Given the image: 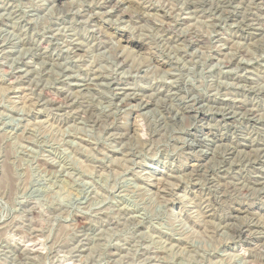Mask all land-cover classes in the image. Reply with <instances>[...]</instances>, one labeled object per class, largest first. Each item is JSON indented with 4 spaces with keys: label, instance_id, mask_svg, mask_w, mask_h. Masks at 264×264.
Returning <instances> with one entry per match:
<instances>
[{
    "label": "rangeland",
    "instance_id": "rangeland-1",
    "mask_svg": "<svg viewBox=\"0 0 264 264\" xmlns=\"http://www.w3.org/2000/svg\"><path fill=\"white\" fill-rule=\"evenodd\" d=\"M262 182L264 0H0V264H264Z\"/></svg>",
    "mask_w": 264,
    "mask_h": 264
},
{
    "label": "bare ground",
    "instance_id": "bare-ground-1",
    "mask_svg": "<svg viewBox=\"0 0 264 264\" xmlns=\"http://www.w3.org/2000/svg\"><path fill=\"white\" fill-rule=\"evenodd\" d=\"M120 1H121V0H120ZM122 1H123V0H122ZM126 1H127V0H126ZM128 1H129V0H128ZM105 3H106V2H105ZM111 3H113V1H112ZM124 3H125V1H124ZM115 4H116V3H115ZM132 4H133V3H132ZM118 5H119V3H118ZM118 5H116V6H118ZM122 6H124V5H122ZM138 6H139V5H138ZM118 8H119V7H118ZM122 10H123V9H122ZM132 14H133V13H132ZM132 16H133V15H132ZM127 41H128V40H127ZM121 46H122V45H121ZM127 47H128V46H127ZM147 52H149V50H147ZM147 52H146V53H147ZM146 53H143V55H144V54L146 55ZM149 53H150V52H149ZM152 53H153V51H152ZM140 55H141V54H140ZM149 58H150V55H149ZM156 58H157V57H156ZM149 61H150V60H149ZM149 61H148V63H149ZM153 61H154V60H153ZM159 62L161 63V61H159ZM158 64H159V63H158ZM145 66H146V65H145ZM142 67H143V66H142ZM142 67H141V69H142ZM22 80H23V79H22ZM58 92H59V91H58ZM136 93H137V92H136ZM65 94H66V93H65ZM72 100H73V99H72ZM66 101H67V100H66ZM144 101H145V100H144ZM78 102H79V101H78ZM73 103H75V102H73ZM144 103H145V102H144ZM76 104H77V103H76ZM239 105H240V104H239ZM70 106H71V105H70ZM190 107H191V106H190ZM61 108H62V107H61ZM201 108H202V107H201ZM90 109H91V108H90ZM245 109H246V108H245ZM66 110H67V109H66ZM187 110H188V109H187ZM73 111H75V110H73ZM91 112H92V111H91ZM223 112H224V111H223ZM73 113H74V112H73ZM88 113L91 114L90 111H89ZM196 114H197V113H196ZM238 116H239V115H238ZM249 118H251V117H249ZM136 119H137V118H136ZM132 124H133V123H132ZM133 127H134V126H133ZM137 127H138V126H137ZM137 129H138V128H137ZM137 129H136V130H137ZM132 130H133V129H132ZM138 131H139V130H138ZM136 133H139V132L136 131ZM135 135H136V134H135ZM140 135H141V134H140ZM141 136H142V135H141ZM258 147H259V146H258ZM250 151H251V150H250ZM251 152H252V151H251ZM230 153H231V152H230ZM228 155H229V154H228ZM248 158H249V157H248ZM208 159H209V158H208ZM256 159H257V158H256ZM198 165H199V164H198ZM201 165H202V164H201ZM206 165H207V164H206ZM199 167H202V166H199ZM204 167H205V166H204ZM191 168H192V167H191ZM195 168H196V167H194V169H195ZM191 171H192V170H191ZM191 171H190V172H191ZM195 171H196V170H195ZM199 171H200V170H199ZM204 171H205V170H204ZM198 173H199V172H198ZM192 175H193V174H192ZM195 175H196V174H195ZM198 175H199V174H198ZM194 177H195V176H194ZM224 177H225V176H224ZM255 177H256V176H255ZM192 178H193V177H192ZM222 178H223V177H222ZM214 179H215V178H214ZM216 179H217V178H216ZM248 179H249V178H248ZM261 179H262V178H261ZM262 180H263V179H262ZM214 181H215V180H214ZM223 181H225V179H223ZM237 181H238V180H237ZM247 181H248V180H247ZM255 181H256V180H255ZM257 181H259V180H257ZM257 181H256V182H257ZM221 182H222V181H221ZM231 182H232V181H231ZM231 182H226V183L228 184V183H231ZM248 182H249V181H248ZM248 182H247V183H248ZM253 182H254V181H253ZM259 182H260V181H259ZM259 182H258V183H259ZM215 183H216V182H215ZM218 183H219V182H218ZM235 183L237 184V182H235ZM260 183H261V182H260ZM263 183H264V182H262V185H263ZM222 184H223V183H222ZM222 184H221V185H222ZM249 184H250V183H249ZM221 185H220V186H221ZM241 185L244 186L245 184L243 185V183H242ZM262 185H261V186H262ZM224 186H225V183H224ZM228 186H231V185H228ZM238 186H240V185H238ZM238 186H237V187H238ZM242 186H241V187H242ZM247 186H248V185H247ZM247 186H246V187H247ZM234 187H235V184H234ZM252 187H253V186H252ZM262 187L264 188V186H262ZM230 188H232V187H230ZM224 189H225V188H224ZM224 189H223V190H224ZM245 189H246V188H245ZM162 191H163V190H162ZM167 191H168V190H167ZM224 191H225V190H224ZM227 191H228V189H227ZM245 191H248V190H245ZM164 192H165V191H164ZM222 193H223V192H222ZM261 200H262V199H261ZM248 205H249V204H248ZM241 206H242V205H241ZM249 206H250V205H249ZM251 207H252V206H251ZM237 208H239V207H237ZM233 209H234V208H233ZM246 210H247V209H246ZM241 211H242V210H241ZM252 211H253V210H252ZM253 212H254V211H253ZM255 212H257V211H255ZM255 212H254V213H255ZM245 213H246V212H245ZM249 213H250V212H249ZM254 213H253V215H254ZM243 214H244V213H243ZM259 214H261V212H260ZM256 215H257V214H256ZM232 216H233V215H232ZM236 216H237V214H236ZM238 216H239V215H238ZM240 216H241V215H240ZM249 216H250V215H249ZM261 216H262V214H261ZM261 216L259 217V219H260V218L262 219L263 216H262V217H261ZM233 217H234V216H233ZM253 217H254V216H253ZM256 217H257V216H256ZM247 218H248V217H247ZM257 218H258V217H257ZM237 219H238V218H237ZM254 219H255V218H254ZM254 219H253V220H254ZM259 219H258V220H259ZM261 219L258 221V223L261 221ZM248 220H250V219H247V221H248ZM247 221H246V223H247ZM250 221H251V220H250ZM250 221H248V222H250ZM254 221H256V220H254ZM229 222H230V221H229ZM262 222H263V221H262ZM244 223H245V221H244ZM255 223H256V222H255ZM260 223H261V222H260ZM250 225H251V223H250ZM262 225H263V224H262ZM242 226H243V225H242ZM247 226H248V225H247ZM248 227H249V226H248ZM250 227H251V226H250ZM261 227H262V226H261ZM261 227H260V228H261ZM240 228H241V227H240ZM244 228H245V227H244ZM258 228H259V227H258ZM248 229H249V228H248ZM248 229H247V230H248ZM251 230H252V229H251ZM253 230H254V229H253ZM255 230H256V229H255ZM255 230H254V231H255ZM261 230H262V229H261ZM237 231H239V230H237ZM240 231H241V230H240ZM240 231H239V232H240ZM257 231H258V229H257ZM252 232H253V231H252ZM258 232H259V231H258ZM262 232H263V231H262ZM248 233H249V232H248ZM239 234H240V233H239ZM254 234H255V233H254ZM259 234H260V233H259ZM256 235H257V234H256ZM240 236H241V234H240ZM242 236H243V235H242ZM242 236H241V237H238V238H242ZM244 237H245V236H244ZM258 237H259V236H258ZM251 238H252V237H251ZM250 241H251V239H250ZM262 241H263V240H262ZM263 245H264V244L262 243V246H263ZM255 246H256V245H255ZM260 246H261V245H260ZM255 248H256V247H255ZM262 256H263V255H262ZM251 260H252V259H251Z\"/></svg>",
    "mask_w": 264,
    "mask_h": 264
}]
</instances>
